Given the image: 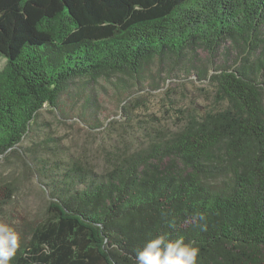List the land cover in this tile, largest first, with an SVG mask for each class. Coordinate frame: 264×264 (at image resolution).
I'll return each mask as SVG.
<instances>
[{
	"label": "trees",
	"instance_id": "16d2710c",
	"mask_svg": "<svg viewBox=\"0 0 264 264\" xmlns=\"http://www.w3.org/2000/svg\"><path fill=\"white\" fill-rule=\"evenodd\" d=\"M198 50L234 61L208 73ZM0 54V157L29 159L48 197L28 222L0 176V217L19 238L10 264H136L160 235L197 247V264H264V0H0ZM153 60L207 79L222 107L157 129L101 171L21 149L38 112L63 100L105 126L94 86L136 84ZM113 84L127 118L130 86Z\"/></svg>",
	"mask_w": 264,
	"mask_h": 264
},
{
	"label": "rangeland",
	"instance_id": "374dc122",
	"mask_svg": "<svg viewBox=\"0 0 264 264\" xmlns=\"http://www.w3.org/2000/svg\"><path fill=\"white\" fill-rule=\"evenodd\" d=\"M196 57L193 65L203 67L208 73H212L216 65H229L234 61L232 53L226 57L221 50L215 56L198 50ZM5 62L6 58L0 54V70ZM194 72L169 70L167 63L153 60L137 75L136 84L129 76L114 79L115 83L130 86L127 97H123L127 98V118L121 112L122 98L114 96L117 88L113 82L100 80L94 86L95 117L105 126L90 129L74 117L83 108L82 103L63 100L59 110L44 106L38 112L33 131L22 141L21 149L31 147L37 155H49L52 159L53 154L66 161L76 159L101 171L109 164L112 153H129L145 146L149 137L158 133L157 129L177 128L193 110L222 107L216 102L209 81L197 79ZM110 121L111 124H106ZM29 163V159L17 155L0 157V176L16 186L14 204L28 222L42 216L48 198L43 180L30 170ZM0 223L6 224V218L0 217Z\"/></svg>",
	"mask_w": 264,
	"mask_h": 264
},
{
	"label": "clouds",
	"instance_id": "9594fccd",
	"mask_svg": "<svg viewBox=\"0 0 264 264\" xmlns=\"http://www.w3.org/2000/svg\"><path fill=\"white\" fill-rule=\"evenodd\" d=\"M19 238L7 224L0 223V264H10L19 247ZM199 249L183 239L164 235L149 239L136 251V264H197Z\"/></svg>",
	"mask_w": 264,
	"mask_h": 264
},
{
	"label": "water",
	"instance_id": "95a60500",
	"mask_svg": "<svg viewBox=\"0 0 264 264\" xmlns=\"http://www.w3.org/2000/svg\"><path fill=\"white\" fill-rule=\"evenodd\" d=\"M5 57V56H4Z\"/></svg>",
	"mask_w": 264,
	"mask_h": 264
}]
</instances>
